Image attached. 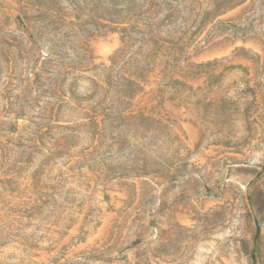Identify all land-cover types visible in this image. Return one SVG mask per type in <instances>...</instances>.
Segmentation results:
<instances>
[{"label": "rangeland", "instance_id": "obj_1", "mask_svg": "<svg viewBox=\"0 0 264 264\" xmlns=\"http://www.w3.org/2000/svg\"><path fill=\"white\" fill-rule=\"evenodd\" d=\"M0 264H264V0H0Z\"/></svg>", "mask_w": 264, "mask_h": 264}, {"label": "trees", "instance_id": "obj_2", "mask_svg": "<svg viewBox=\"0 0 264 264\" xmlns=\"http://www.w3.org/2000/svg\"><path fill=\"white\" fill-rule=\"evenodd\" d=\"M137 85V84H136ZM138 87V86H137ZM123 91V93H122V95H123V97H130V95L132 94V90H131V88H129V89H125V90H122ZM122 101H124V99L122 100Z\"/></svg>", "mask_w": 264, "mask_h": 264}]
</instances>
